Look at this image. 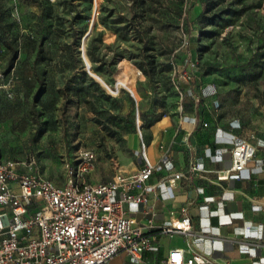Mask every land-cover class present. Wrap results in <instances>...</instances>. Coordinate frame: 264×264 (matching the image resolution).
Returning <instances> with one entry per match:
<instances>
[{"label": "rangeland", "instance_id": "rangeland-1", "mask_svg": "<svg viewBox=\"0 0 264 264\" xmlns=\"http://www.w3.org/2000/svg\"><path fill=\"white\" fill-rule=\"evenodd\" d=\"M192 62L264 104V0H0V150L60 184L81 148L88 180L128 174L129 133L176 107Z\"/></svg>", "mask_w": 264, "mask_h": 264}, {"label": "crops", "instance_id": "crops-1", "mask_svg": "<svg viewBox=\"0 0 264 264\" xmlns=\"http://www.w3.org/2000/svg\"><path fill=\"white\" fill-rule=\"evenodd\" d=\"M185 67L179 103L143 119L128 135L131 154L123 155L125 170L134 174L144 143L155 165L147 201L123 203L134 225L151 235L152 247L140 258L121 250L108 264H165L173 247L202 253L208 262L199 264H264V104L241 109L226 100L212 76L201 74L193 62ZM243 140L255 146L253 157L243 169H230L220 178L232 164V147ZM175 171L183 175L170 184ZM96 176L93 181H103ZM185 214L191 217V232L164 230Z\"/></svg>", "mask_w": 264, "mask_h": 264}, {"label": "built area", "instance_id": "built-area-1", "mask_svg": "<svg viewBox=\"0 0 264 264\" xmlns=\"http://www.w3.org/2000/svg\"><path fill=\"white\" fill-rule=\"evenodd\" d=\"M194 64V63H193ZM255 146L243 140L231 149L230 169H243ZM96 152L79 149L66 166L64 184L36 167V158H5L0 150V264H108L125 250L140 258L152 247L151 235L134 225L123 203H145L154 189L148 179L155 165L142 150V164L134 174L117 171L111 180L91 181ZM192 169L197 164L192 163ZM183 175L169 176L175 184ZM151 223V220H150ZM168 232H191V217H175ZM208 258L193 249L173 247L165 264H199Z\"/></svg>", "mask_w": 264, "mask_h": 264}, {"label": "water", "instance_id": "water-1", "mask_svg": "<svg viewBox=\"0 0 264 264\" xmlns=\"http://www.w3.org/2000/svg\"><path fill=\"white\" fill-rule=\"evenodd\" d=\"M89 33V32H88ZM83 54H85V52L83 51ZM83 57H84V55H83ZM84 60H85V58H84ZM85 63H86V68H87V70H88V72L90 73V71H89V69H90V63H89V61L88 60H85ZM93 74H95V73H93Z\"/></svg>", "mask_w": 264, "mask_h": 264}, {"label": "trees", "instance_id": "trees-1", "mask_svg": "<svg viewBox=\"0 0 264 264\" xmlns=\"http://www.w3.org/2000/svg\"><path fill=\"white\" fill-rule=\"evenodd\" d=\"M9 47H11L12 48V46L11 45H9ZM13 50H14V54H13V56H12V59L16 56V49H14V48H12ZM140 119V118H139ZM140 121H141V119H140ZM2 153V152H1ZM3 155V154H2Z\"/></svg>", "mask_w": 264, "mask_h": 264}, {"label": "bare ground", "instance_id": "bare-ground-1", "mask_svg": "<svg viewBox=\"0 0 264 264\" xmlns=\"http://www.w3.org/2000/svg\"><path fill=\"white\" fill-rule=\"evenodd\" d=\"M83 55H85V54H83ZM85 60H87L86 58H85ZM91 67V66H90ZM90 70V69H89ZM91 73V72H90ZM91 74H93V73H91ZM98 78H101V77H98Z\"/></svg>", "mask_w": 264, "mask_h": 264}]
</instances>
